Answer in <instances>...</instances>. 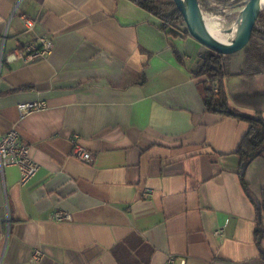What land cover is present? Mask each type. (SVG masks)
<instances>
[{"label": "crops", "instance_id": "crops-1", "mask_svg": "<svg viewBox=\"0 0 264 264\" xmlns=\"http://www.w3.org/2000/svg\"><path fill=\"white\" fill-rule=\"evenodd\" d=\"M42 33L46 58L0 60V134L16 128L38 164L24 184L0 172V264H264V161L241 168L249 123L206 110L203 46L131 0H0V56ZM238 55L223 84L252 114L264 75L239 74ZM32 101L46 106L19 115ZM73 134L89 162L70 155Z\"/></svg>", "mask_w": 264, "mask_h": 264}, {"label": "trees", "instance_id": "trees-1", "mask_svg": "<svg viewBox=\"0 0 264 264\" xmlns=\"http://www.w3.org/2000/svg\"><path fill=\"white\" fill-rule=\"evenodd\" d=\"M140 8L152 13L161 20V27L167 33L174 37L187 36L184 29L183 34L178 29L183 25V19L179 11L175 8L172 1L167 2L171 9L165 12L161 5L162 0H131ZM201 9L208 12L223 13L235 6H242V0H216V7L211 6L207 0H198ZM243 62L239 74L245 77H254L264 75V9L257 17L253 28L251 38L247 46L242 50ZM176 57L180 60V53L175 50ZM229 55H219L211 50L204 52L201 65L195 72V76L203 77L199 83L203 91V103L209 112H220L224 115L236 117L247 121L249 127L242 136L236 153L239 156L241 168L250 162L251 159L259 157L264 161V116L262 115V104L255 101L262 100L264 104V94L253 92L247 95L245 104L252 105L254 112L252 114L243 112L228 102L227 93L223 84V77L227 74V64ZM142 77V76H140ZM214 88L217 90L214 91ZM243 180V178H241ZM243 186L246 183L242 181ZM256 210L259 216H264V187L260 189L259 199L256 203ZM264 236L260 223L255 230V237L261 239Z\"/></svg>", "mask_w": 264, "mask_h": 264}, {"label": "built area", "instance_id": "built-area-1", "mask_svg": "<svg viewBox=\"0 0 264 264\" xmlns=\"http://www.w3.org/2000/svg\"><path fill=\"white\" fill-rule=\"evenodd\" d=\"M23 25L27 31H32L35 25V19L26 15L21 16ZM53 49L52 37L48 34H38L25 44L14 48L7 54H1L6 61L22 60L24 63L32 62L38 59L46 58ZM217 89L214 88V91ZM46 104L43 101H32L20 103L17 106L19 115L23 116L31 111L45 108ZM70 155L83 161L89 162L92 158L91 152L78 143L77 135L71 137ZM7 166H17L19 169V183L24 184L30 180L38 170V164L35 162L29 153V147L19 140V133L16 128H11L7 132L0 134V172ZM51 218L55 221L69 220L70 214L65 211H55L51 214ZM221 230H216L219 234ZM38 253L33 256L36 260ZM173 263V256H169L166 264Z\"/></svg>", "mask_w": 264, "mask_h": 264}, {"label": "water", "instance_id": "water-1", "mask_svg": "<svg viewBox=\"0 0 264 264\" xmlns=\"http://www.w3.org/2000/svg\"><path fill=\"white\" fill-rule=\"evenodd\" d=\"M172 2L182 16L187 34L199 44L219 55H232L242 51L247 46L258 14L264 9L260 5V0H245L237 17L241 19L240 30L231 42L224 43L211 36L204 27L201 19L203 10L198 0H172Z\"/></svg>", "mask_w": 264, "mask_h": 264}, {"label": "rangeland", "instance_id": "rangeland-1", "mask_svg": "<svg viewBox=\"0 0 264 264\" xmlns=\"http://www.w3.org/2000/svg\"><path fill=\"white\" fill-rule=\"evenodd\" d=\"M170 1H172V0H162V3L163 4L161 5V7H162V9L165 12H168L171 9V6L170 5H166V3L167 2H170ZM207 1L211 3V6L216 7V0H207ZM242 2L244 3L245 0H242ZM241 7L242 6H235L234 8L228 9V10H226L223 13H217L215 11L208 12V11H205L203 9L202 10H203V12H205L208 15H210L211 17H213L217 22L219 21L223 25L224 28L228 29L229 27H231L232 23L234 21H236V19L238 17V13H239ZM184 29L186 30L185 24L181 25V27L178 29V32L183 33V30ZM206 51H209V49L207 47L203 46V49L201 50V52L199 54V58L196 57V59L199 60V62L201 60L202 55ZM239 52H236L235 54L229 55V60L232 57L235 58V56H237L238 54H239L238 56L240 57V55L243 54V52L242 51H239ZM229 60H228V62H229ZM200 87H202L201 84H200Z\"/></svg>", "mask_w": 264, "mask_h": 264}, {"label": "bare ground", "instance_id": "bare-ground-1", "mask_svg": "<svg viewBox=\"0 0 264 264\" xmlns=\"http://www.w3.org/2000/svg\"><path fill=\"white\" fill-rule=\"evenodd\" d=\"M260 5L264 7V0H260ZM201 19L204 27L211 34V36L224 43L231 42L241 27L240 17L237 18L228 29L224 28L219 21L217 22L213 17L205 12H202Z\"/></svg>", "mask_w": 264, "mask_h": 264}]
</instances>
